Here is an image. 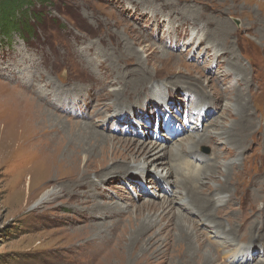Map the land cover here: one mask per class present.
I'll use <instances>...</instances> for the list:
<instances>
[{
    "label": "rangeland",
    "instance_id": "rangeland-1",
    "mask_svg": "<svg viewBox=\"0 0 264 264\" xmlns=\"http://www.w3.org/2000/svg\"><path fill=\"white\" fill-rule=\"evenodd\" d=\"M28 3L29 37L0 32V264H178L192 249L187 264L209 252V264H228L227 247L210 245L206 211L191 207L197 215L187 216L185 233L193 238L183 240L177 206L160 209L161 195L171 200L179 187L166 184L168 194L146 182L164 173L153 163L139 168L133 149L150 143L165 146L157 154L167 152L168 181L184 176L175 156L186 147L194 146L193 162L215 166L193 186L208 200L236 160L230 205L213 222L223 232L241 226L236 243L258 253L246 264H264V237L242 238L250 223L264 224V0ZM241 108L246 128L237 121L229 134ZM37 110L41 125L30 120ZM200 122L229 134L227 144L189 142Z\"/></svg>",
    "mask_w": 264,
    "mask_h": 264
},
{
    "label": "bare ground",
    "instance_id": "bare-ground-1",
    "mask_svg": "<svg viewBox=\"0 0 264 264\" xmlns=\"http://www.w3.org/2000/svg\"><path fill=\"white\" fill-rule=\"evenodd\" d=\"M241 109H242V113L240 114L239 119H236V124L235 125H233V124L225 125L228 129H230V133L229 134L234 135L235 129L237 131V128L239 129V126H241V124H237V121L243 123V128H246L245 127L246 120H247L246 116L249 115V114H246V112L243 111V108H241ZM226 110H228V109H226ZM231 110L232 109L229 108V111H227L228 114L231 113ZM195 112H197V111L193 110V113H195ZM205 118H207V117H205ZM30 120L32 121V123H34L36 125L43 124L42 118L40 116V111H38V110L35 111L32 114ZM27 122H28V127H33V125L29 122L28 119H27ZM212 124L213 123H210V125H212ZM201 125H202L201 122L199 123V125L195 123L193 126H191L188 129V132H190V133H189V135L187 136L186 139L189 140V142L192 143L195 139H197V143H199V141H201L203 143L206 140L207 141L210 140V141L214 142L213 144L216 145V146H217V144H220V142H222V144H227L228 139H229L228 138L229 134L227 135L226 133H221V131H220L221 129H219V128L218 129L212 128L210 131H207V125H205L204 128H201ZM220 127L222 129H225L224 124H220ZM89 128H90L89 126H85V132L90 137L102 138V135L90 130ZM206 131H207V134L205 135V138H202V137L198 136L199 133H205ZM221 135L223 136V139L221 138ZM70 138H69V140L71 141V143H73V146H74V141L75 140L73 139V137H70ZM207 145L211 146L210 144H207ZM73 146L71 148H67V150L74 152V147ZM200 146H202V145H200ZM200 146H198L197 148H199ZM123 147L124 146H122L121 148H123ZM212 147H214V146H212ZM215 148H216V150L214 149L212 151L211 158H213V156L215 155V152L216 153L219 152L217 150L218 147H215ZM158 149H165V146L162 143L161 144L160 143H157V144L156 143H150L149 146L137 145L135 147V149H133L134 150L133 153L134 154L136 153L137 157L141 156L142 161L141 160L138 161L140 163V164H138L140 169H141V167H143L145 164H148V163H153L154 166H160V165L163 166L161 169H163L162 171L164 173L162 174V178H160V180L158 178V181L160 182L159 184L157 183V181H155V175H151V176L147 175L146 176V182H149L153 186V189L160 187V188H162L165 191V193L167 192L169 194V191H168L169 188L165 187V185L166 184H170V185L173 184L175 186L178 185L177 187H179L178 188L179 190L174 192L173 198L171 200H167L164 195H161V196H163L162 198H164V199L162 201L160 209L163 210L164 209V205H166L167 209H168L169 206H172V204L177 206V209H175V210H177V212L173 213V214H176L177 218H175L176 219L175 220L174 218L171 217L169 219V223H171V222H173L175 220L174 224L181 231L180 232L181 236H179L180 239L191 240L193 238V236L191 234H189V236H186L187 233H185V230L186 231L190 230V228L189 229L187 228V226H188L187 225L188 224L187 223V220H188L187 216L191 215L193 212L195 213V215H197L196 211L194 210L197 207L201 211H206V215H208V217H210L211 221L209 220L210 223L207 224V226L210 225L209 228H211V230H209L207 232V235H209V232H210V237L208 239H210L211 242H213V243L210 242V245H212L213 247L218 245V247H219V244H221V245L227 247V248L225 247L226 250L224 252V254H225L224 256H228L229 257L228 260L226 261V263L233 264V263H235L237 261H240L241 263L246 264L250 260H252L253 258L257 257L256 254H258V253H256L255 250L254 251H249V249H247L246 247L241 246L240 243L239 244L236 243V242H239V240H237V239L235 240L236 232L239 229H241V226H239L238 228H236L235 226H228V228L226 229V232H223V231L220 230L218 223L213 222V219L219 217V215L216 216V213L222 212L223 211V207H225L226 205H228L231 202V196H230V194H228V191H229L228 187L229 186H227V185L230 182V178H231V177H229L230 176V172H231V171L229 172V170H231L230 167H233V166L235 167L236 160L230 161V164H228V165L225 164V166L223 167L224 170H222V172H220V175H221V177H223V181L224 182L223 183H222V181H219V182L215 181L214 182V183H218V185L221 186V188H220L221 190L218 193L216 192L217 194H215V197L212 200H208L207 198H205L203 196V194L205 192L198 193L197 190H194L193 186L197 185V184H205L204 183L205 180H203V179H207V177H209L208 179H211L212 176H214V173H217L216 167L213 166V165L207 166V167H203L202 164H198L196 162H193V158L195 157L194 146L186 147L185 149L180 150V152L178 154L176 153L177 156H175L176 159H177V162L181 164V170L184 173V176H180L179 178L175 177L174 180H172V182H171L170 180L168 181V179L171 178V176L173 175V171L170 168H166V166L168 164V162L165 160L167 152L162 154V156H164V158L162 159L160 157L161 154H157ZM126 151L129 152V151H132V150L131 149L130 150L126 149ZM186 155H190V156H192V158L190 157V159H188L189 157H186ZM136 156H134V159H135ZM146 158H148L149 161H146ZM189 160H191V161H189ZM206 161H207V159H206ZM206 161H205V159H203L202 162H206ZM239 171L241 172V170H239ZM235 176L233 175V177H235ZM235 184H237L236 181L233 182L232 185L234 186ZM240 185H242V184H240ZM235 186H237V185H235ZM210 188H212V186H210ZM214 190L216 191V189H214ZM45 198H46V195L43 196L42 201ZM233 201H234V199H233ZM152 205H149V206L155 207V206H152ZM182 207H186L188 209V211H186V209L184 210ZM191 207H193L194 209L191 208ZM259 208L260 207H258L259 212L264 214V202H262V207L260 209ZM212 210H214V213L212 212ZM246 210L250 211L252 209L249 208V207H245V211ZM167 212L168 211H166V214H167ZM211 212H212V214H211ZM173 217H174V215H173ZM236 220H237V218H236ZM203 223H205V222H203ZM244 223H245V218H243V224ZM256 224H259V220H257V222L255 221V222L250 223L249 226H246L248 232L244 233L245 237H242L243 239H245L246 242L253 241V240L255 241V239H263V237H264V224H263V226H261L259 228H257ZM171 225H173V224L171 223ZM235 225H236V223H235ZM220 231H221V233L223 232L224 234H221ZM141 235H143V234H141ZM228 246L229 247L231 246V249L228 248ZM261 248L262 247H260L258 250H260ZM207 249L211 250V247L207 248ZM256 250H257V248H256ZM203 254H201V256L203 255V258L201 257V263L202 264H209V262H212L215 259V257L213 255H211L210 252L209 253H203ZM197 255L198 254H197L196 249H192L189 252L182 253L177 258L178 264H187V263H189L188 261H190V260L192 261L194 258L197 257Z\"/></svg>",
    "mask_w": 264,
    "mask_h": 264
},
{
    "label": "trees",
    "instance_id": "trees-1",
    "mask_svg": "<svg viewBox=\"0 0 264 264\" xmlns=\"http://www.w3.org/2000/svg\"><path fill=\"white\" fill-rule=\"evenodd\" d=\"M28 1L36 0H0V32H13L21 38L29 37L32 32L26 13L32 5ZM37 1L43 2V0ZM32 16L34 21L39 22L41 19L40 12H36Z\"/></svg>",
    "mask_w": 264,
    "mask_h": 264
}]
</instances>
